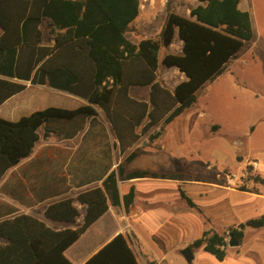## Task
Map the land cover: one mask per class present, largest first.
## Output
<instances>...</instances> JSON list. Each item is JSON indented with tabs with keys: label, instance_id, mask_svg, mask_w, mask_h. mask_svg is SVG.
<instances>
[{
	"label": "trees",
	"instance_id": "1",
	"mask_svg": "<svg viewBox=\"0 0 264 264\" xmlns=\"http://www.w3.org/2000/svg\"><path fill=\"white\" fill-rule=\"evenodd\" d=\"M190 18L168 11L157 38L133 42L126 36L140 12L139 0H0V105L24 91L13 81L49 84L86 98L90 105L75 110L47 108L11 122L0 118V178L29 156L39 140V130L55 122H73L98 116L94 106L109 119L124 159L101 187L51 204L45 216L53 222L76 224L81 215L77 200L86 207L76 228L57 230L38 218L20 214L0 221V264H73L65 252L109 209L131 212L136 188L121 194L119 181L139 178L184 180L188 171L168 173L144 169L128 171L140 150L127 153L152 128L168 125L198 100V91L213 82L255 37L251 15L240 8L241 0H198ZM15 5L8 10L7 4ZM48 22L53 46L45 45L40 25ZM178 33L182 54L160 53ZM161 66L177 68L186 80L170 90L158 79ZM12 78V79H7ZM135 86H149L148 101L131 95ZM159 134L151 136V140ZM244 190V189H241ZM194 208L195 203L180 191ZM246 227H264V216L229 229L242 243ZM229 241L226 234L206 230L189 245L224 261ZM83 264H140L128 237L118 234Z\"/></svg>",
	"mask_w": 264,
	"mask_h": 264
},
{
	"label": "crops",
	"instance_id": "2",
	"mask_svg": "<svg viewBox=\"0 0 264 264\" xmlns=\"http://www.w3.org/2000/svg\"><path fill=\"white\" fill-rule=\"evenodd\" d=\"M179 1L139 0L140 12L138 17L129 26V29L132 28V35H126L128 39L133 42H139L143 38H157L163 30L168 11L190 18L191 9L186 6V12L181 13L180 9L182 6H179ZM188 2L194 5L193 8L200 4L198 0H189ZM6 6L8 10L15 9V5L11 3H8ZM240 8L244 9L241 3ZM40 29L44 34L45 45L53 46V35L50 33L49 23L47 21L44 22L40 25ZM2 34L3 31L0 29V35ZM133 36H139L140 38L136 40ZM182 53L183 41L179 39V35L176 33L173 43L168 48L161 50L160 58L163 59L166 54ZM0 62L11 63V57L0 55ZM161 70L163 71L161 72ZM0 77L6 78V76L2 75ZM158 79L170 90H174L178 84L186 80V76L177 68L161 66L158 71ZM12 80L25 84L26 89L0 105V118L7 121L16 122L36 111L51 107L75 110L82 106L90 105L86 98L60 88L52 87L48 83L42 85L17 78H13ZM25 94L28 95L25 96ZM131 95L136 99L148 101L150 87L135 86L131 89ZM94 107L98 111V116L96 117L67 123L55 122L49 126L48 131L45 128L39 130V140L36 142L32 153L8 169L0 178V221L11 219L20 214H28L44 221L57 230L72 228L71 226L73 225L77 227L83 222L86 207L77 200L75 201V206L79 209L81 215L78 217L76 224L58 227L50 225L45 221V211L51 204L67 198L76 199L84 191L101 187L107 176L116 170L118 164L124 159L125 155L121 153L118 147V139L105 112L98 106ZM175 120L168 125L160 123L156 126V131H153L155 127L152 128L127 152L129 153L135 149L140 150L138 157L129 165L128 171L144 169L154 172L176 173L184 171L189 166L188 160L191 159L193 162L194 157H196L194 153H191L189 159H186L183 157V154H179L176 151L173 145L164 141V138L168 137L165 136V131ZM211 125H213V122L204 126L200 125L199 128L205 133ZM195 129L196 127L191 130V133ZM157 133L159 134L157 138L151 140V136ZM189 136L190 134L187 137ZM184 138H186V135ZM208 161L207 159L204 161L205 166L212 167L215 173L219 172L220 169L216 165L217 160L214 164H209ZM186 170L188 173L194 174L191 169ZM215 179L202 180L194 177H188L184 180L139 178L119 181L121 194L127 193L132 185L135 186L136 198L134 206L131 212L126 214L122 207L109 205L108 211L92 224L73 245L79 244L88 235H91L92 238L99 236L107 225L115 223L117 227L100 242L99 246L90 255L78 264L85 263L106 243L120 233L126 237L128 235L131 236L133 242L141 247L147 259L159 264L163 262L169 264L163 255H154L146 246L133 221L140 222L151 233L149 237L157 242L155 233L158 225L160 226L161 223L169 222L180 226L183 222H192L189 208L198 210L200 219L202 218V214L204 216L205 221L202 220V222L204 221V226L194 231V235L190 234L186 240L184 239V246L186 248L196 239H199L206 230H214L218 233L222 231L229 232L231 227L264 216L263 207L260 217L247 219L238 224H224L222 231L218 230L212 221L217 222V220H214L217 216L221 217L219 219L223 218L219 214L226 211V206L223 205L226 203L219 202L218 210L215 209L217 201L207 200V196L211 195L210 191H213L215 194L218 193V195L212 197L213 199H218L217 196L224 197L225 194L222 191H230L231 193L242 192L249 197L248 201L235 202L233 206L251 202L256 203L258 201H261L264 205V191L228 188ZM181 190L195 203L196 207L192 208L187 204L186 200L182 198ZM219 199L222 200L221 198ZM211 203L216 204L211 205ZM204 209L208 210L207 214L204 213ZM207 223L210 224L207 225ZM252 229L254 230V235H252L250 241L247 238V231L245 229V237L239 246L230 247L228 245L227 256L224 261H218L213 256L219 264H264V227ZM248 241L250 243H247ZM1 242L4 241L2 240ZM130 244L132 246L131 241ZM132 248L138 262L142 264L133 246ZM137 249H139L138 246ZM194 251H192L193 256ZM68 258L72 261L70 257ZM73 264L75 263L73 262Z\"/></svg>",
	"mask_w": 264,
	"mask_h": 264
},
{
	"label": "rangeland",
	"instance_id": "3",
	"mask_svg": "<svg viewBox=\"0 0 264 264\" xmlns=\"http://www.w3.org/2000/svg\"><path fill=\"white\" fill-rule=\"evenodd\" d=\"M188 1L178 2L179 6H182L181 13L186 12V6L190 9L194 7ZM241 6L251 15L254 39L246 43L238 57L230 61L221 76L198 91L197 102L167 128L164 134L168 137L164 138V141L173 145L186 159H189L191 153L196 155L195 161L188 160L189 168L186 169H191L194 173H188V177L202 180L216 178L228 188L264 191V0H241ZM131 32L132 28L126 35L131 36ZM133 38L137 40L140 37L133 36ZM211 122L213 125L208 127L205 134L199 126ZM194 127L196 129L191 133ZM153 131H156V127ZM206 159L209 160V164H214L217 160L219 172L215 173L212 167L205 166ZM209 193L211 195L207 196V200L217 201L215 209L218 210L219 202L226 203L223 204L226 206V211L217 213L223 218L219 219L221 217L217 216L214 219L217 222L212 221L220 231L224 224H238L262 215L261 210L264 205L261 201L233 206L235 202L249 200L245 193L222 191L225 196H217L218 199L212 198L218 193L215 194L213 191ZM215 204L211 203V205ZM205 210L204 213L207 214L208 210ZM189 214L192 216V222H183L180 226L169 222L158 225L155 233L157 242L149 237L151 233L140 222L133 221V224L138 228L141 238L152 253L156 256L163 255L169 264H219L202 248L194 249L192 263H188L183 256L184 239L186 240L190 234L194 235V231L203 227L205 221L203 214L200 219V213L196 209L189 208ZM45 221L55 227L67 226V224L51 222L47 218ZM122 222L126 224L124 220ZM71 227L76 228L74 225ZM116 227L117 224H110L104 227V231L99 236L95 238L91 235L86 236L82 242L73 245L67 251V256L75 264L80 263ZM246 231L250 241L254 230L246 228ZM220 234H226L227 240H231L229 232L222 231ZM128 238L142 264H159L147 259L141 247L133 242L132 237L128 235ZM249 241L247 243H250Z\"/></svg>",
	"mask_w": 264,
	"mask_h": 264
},
{
	"label": "water",
	"instance_id": "4",
	"mask_svg": "<svg viewBox=\"0 0 264 264\" xmlns=\"http://www.w3.org/2000/svg\"><path fill=\"white\" fill-rule=\"evenodd\" d=\"M231 240L229 241V246L230 247H237L240 245V243L238 241H236L233 237V235L230 236ZM183 256L185 257V259L187 260L188 263H192L194 256H193V252L192 249L190 247H186L183 251H182Z\"/></svg>",
	"mask_w": 264,
	"mask_h": 264
}]
</instances>
